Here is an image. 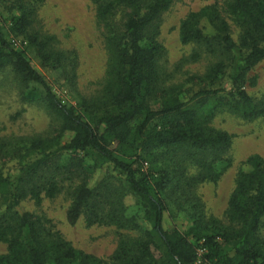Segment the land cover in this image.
<instances>
[{"label":"trees","instance_id":"trees-1","mask_svg":"<svg viewBox=\"0 0 264 264\" xmlns=\"http://www.w3.org/2000/svg\"><path fill=\"white\" fill-rule=\"evenodd\" d=\"M91 1L103 29L106 77L81 109L62 101L0 24V69H11L23 102L43 106L58 121L44 134L0 136V161L14 160L17 168L14 177L0 170V241L7 245L0 264H264V157L253 153L244 161L223 218L207 214L198 190L233 164L234 135L214 124L216 115L228 110L253 120L264 113V101L247 89L257 82L250 71L264 59V0H209L182 19L180 41L194 45L186 60L212 58L203 74L188 77L204 82L198 89L172 83L162 65L159 19L173 0ZM220 2L241 27L238 40ZM10 3L11 34L74 82L69 55L33 30L38 1ZM68 131L73 137L62 142ZM111 165L123 178L110 173ZM61 193L71 197L70 223L84 217L88 225L118 230L109 260L76 248L45 213L18 208L27 200L42 206ZM127 194L145 226L129 213ZM171 200L192 219L187 230L164 227Z\"/></svg>","mask_w":264,"mask_h":264},{"label":"rangeland","instance_id":"rangeland-1","mask_svg":"<svg viewBox=\"0 0 264 264\" xmlns=\"http://www.w3.org/2000/svg\"><path fill=\"white\" fill-rule=\"evenodd\" d=\"M38 9L34 16L33 30L51 37L55 48L63 50L71 58L75 76L74 82L65 76L61 70H54L42 65L35 49L22 37H14L12 26V8L10 0H0V24L6 37L12 44L23 51L33 66L37 68L49 82L62 101L81 109L83 97L98 95L105 82L107 53L104 47L102 26L96 16V8L91 0H37ZM209 0H173L169 9L160 16V41L165 49L162 65L173 73L172 83H185L198 89L204 82H194L188 77L203 74L212 62L209 56L201 61L190 62L186 58L192 53L194 45L183 44L179 38V28L182 19L189 13L200 10ZM223 5V13L231 23L233 37L238 40L240 25ZM255 76V85H248L250 95L256 101H264V59L259 61L250 71ZM194 82V83H192ZM206 85L210 87L207 82ZM20 86L9 67L0 69V136L5 135H36L51 130L58 121L49 112L35 103H25L20 98ZM214 124L234 135L233 145L228 156L233 160L232 166L217 182H206L198 190L206 205L209 216L223 218L230 194L235 186L237 172L244 165L247 157L259 153L264 157V113L253 120L241 118L228 110L220 111ZM73 137L68 131L62 134V142ZM85 157L87 165L93 163L91 155L79 151ZM16 161L8 163L0 161V170L10 177L17 174ZM148 164L145 165L147 167ZM160 163L157 169H160ZM116 179L123 178L122 173L113 165L110 167ZM125 202L129 205V213L136 214L140 223L145 226L141 207L135 203L133 195H128ZM170 209L165 213L164 227L168 230L178 228L187 230L192 224L186 210L178 209L171 200ZM71 197L61 193L53 199H47L42 206H37L31 200L19 205L21 211L43 212L53 220L56 228L78 249L94 256L109 260L114 253L119 233L113 226L88 225L81 217L77 222L70 223L67 211ZM130 233L128 231H124ZM134 233V232H132ZM6 243L0 241V254L6 253ZM202 261V258L200 262ZM199 262V263H200Z\"/></svg>","mask_w":264,"mask_h":264},{"label":"built area","instance_id":"built-area-1","mask_svg":"<svg viewBox=\"0 0 264 264\" xmlns=\"http://www.w3.org/2000/svg\"><path fill=\"white\" fill-rule=\"evenodd\" d=\"M204 249H200V255L203 253ZM201 257L199 258L198 262H200Z\"/></svg>","mask_w":264,"mask_h":264}]
</instances>
